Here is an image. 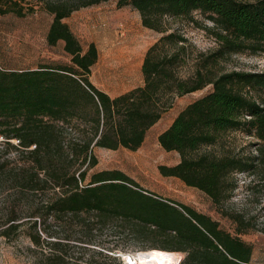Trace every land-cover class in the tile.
Here are the masks:
<instances>
[{"label":"trees","instance_id":"1","mask_svg":"<svg viewBox=\"0 0 264 264\" xmlns=\"http://www.w3.org/2000/svg\"><path fill=\"white\" fill-rule=\"evenodd\" d=\"M102 1L0 0L1 14L25 16L37 8L51 14L46 41L61 40L68 56L35 69L0 66V236L15 237L28 224L38 243L48 217L94 211L127 219L131 230L154 226L168 236L160 250L183 254L178 264H256L240 226L233 234L206 213L155 198L118 169L87 177L97 164L94 148L136 150L174 97L206 86L210 90L158 134L159 145L179 155L176 164L160 165V172L214 204L233 195L236 174L264 176V72L219 70L226 55L264 50V0H116L137 9L141 23L161 34L145 50L142 85L114 97L89 79L98 58L95 43L83 46L63 20ZM194 10L212 21L207 29L217 44L192 57L194 45L169 29L164 17L192 18ZM237 130L258 140L255 154L226 148L225 134ZM108 258L123 264L120 256Z\"/></svg>","mask_w":264,"mask_h":264},{"label":"rangeland","instance_id":"2","mask_svg":"<svg viewBox=\"0 0 264 264\" xmlns=\"http://www.w3.org/2000/svg\"><path fill=\"white\" fill-rule=\"evenodd\" d=\"M52 15L42 8L17 16L0 13V66L4 69H35L41 63L68 61L63 42L47 43L45 35ZM83 46L93 41L99 60L90 73L91 82L99 89L118 93L139 84L140 63L147 47L161 34L144 26L137 9L117 6L116 0L80 7L64 17ZM169 29L183 33L194 45L191 56L216 46L207 27L212 21L198 10L192 18L164 17ZM191 61V60H190ZM186 65V69L188 66ZM219 70L224 72H264V50L231 53L222 57ZM210 86L171 100L170 108L146 132L143 143L136 150L94 148L97 164L88 170L118 169L132 178L145 193L155 198L190 206L219 221L221 227L235 233L252 246L251 261L264 264V176L258 172L236 174L233 195L214 204L200 190L187 186L179 178L164 176L160 165L172 166L179 161L175 151H165L157 136L166 129L177 113L188 103L206 94ZM259 96L258 92H253ZM264 94V92H262ZM225 146L235 154H255L258 140L242 131L225 134ZM47 232H41L38 243L30 238V226L23 225L17 236H0V264H114L108 258L114 254L126 260L139 252L158 248L168 243V236L154 226L133 225L111 214L94 211L78 214L62 213L48 217ZM164 250V249H163ZM168 252V251H167ZM171 252V251H169ZM176 257H183L173 251ZM124 264V263H123Z\"/></svg>","mask_w":264,"mask_h":264},{"label":"bare ground","instance_id":"3","mask_svg":"<svg viewBox=\"0 0 264 264\" xmlns=\"http://www.w3.org/2000/svg\"><path fill=\"white\" fill-rule=\"evenodd\" d=\"M173 254L175 252L151 249L129 256L128 264H176L181 257Z\"/></svg>","mask_w":264,"mask_h":264},{"label":"crops","instance_id":"4","mask_svg":"<svg viewBox=\"0 0 264 264\" xmlns=\"http://www.w3.org/2000/svg\"><path fill=\"white\" fill-rule=\"evenodd\" d=\"M98 60H99V55H98V58H97L96 62H95L93 65H95V64L98 62ZM142 60H143V58H142ZM142 60H141V63H140V76H141V81L139 82V84H137V85H135V86H132V87H130V88L126 89V90H123V91H121V92H118V93H109V92L104 91V90H102V91H104V92H105L106 94H108L109 96L114 97V96H117V95H119V94H121V93H124V92H126V91H128V90H130V89H132V88H134V87H137V86L142 85V83H143V79H142V75H141V64H142ZM93 65L91 66V69H92ZM89 76H90V75H89ZM89 79H90V78H89ZM90 81H91V80H90ZM98 89H99V88H98ZM100 90H101V89H100Z\"/></svg>","mask_w":264,"mask_h":264},{"label":"water","instance_id":"5","mask_svg":"<svg viewBox=\"0 0 264 264\" xmlns=\"http://www.w3.org/2000/svg\"><path fill=\"white\" fill-rule=\"evenodd\" d=\"M120 256V255H119ZM182 259V257L178 260V262L176 264H178L180 262V260ZM129 258H127L126 260L123 257V263L124 264H128Z\"/></svg>","mask_w":264,"mask_h":264}]
</instances>
